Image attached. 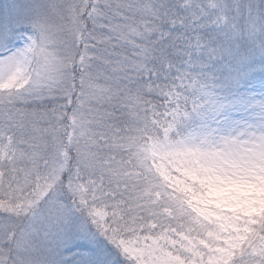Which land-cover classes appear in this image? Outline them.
<instances>
[{
  "label": "snow or ice",
  "instance_id": "snow-or-ice-1",
  "mask_svg": "<svg viewBox=\"0 0 264 264\" xmlns=\"http://www.w3.org/2000/svg\"><path fill=\"white\" fill-rule=\"evenodd\" d=\"M0 264H264V0H0Z\"/></svg>",
  "mask_w": 264,
  "mask_h": 264
}]
</instances>
